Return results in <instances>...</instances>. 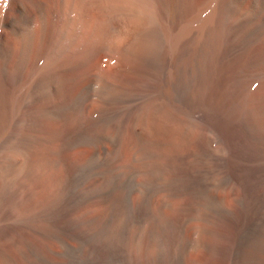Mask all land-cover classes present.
<instances>
[{"label":"bare ground","instance_id":"6f19581e","mask_svg":"<svg viewBox=\"0 0 264 264\" xmlns=\"http://www.w3.org/2000/svg\"><path fill=\"white\" fill-rule=\"evenodd\" d=\"M12 1H14L15 9L21 13L23 5H26L24 0ZM52 1L35 0V21L38 24L35 32L40 37L38 40L36 39L40 42V47L37 49L35 47L34 54L31 51L33 36H25L24 40H21L17 33L19 31V26L16 25L17 19L7 16L3 18L0 13V228L5 227L10 233V236L7 237L6 233H1L4 228L0 229V239L8 242L20 257H27V264H35V257L39 262L53 264L35 251V221L37 222L35 215L36 213L41 214L42 217L43 214L47 218L50 215L47 214L49 212H52L51 216L55 215L51 210L52 206L53 209L55 208V212L64 214L70 200L66 198L68 202L65 201L64 197L67 194L63 197L65 190L64 186L62 187L64 184L62 179L65 181L66 177L55 175L52 179L53 186L54 188L57 186L55 193L62 195L61 200L53 198L56 204L51 205L54 201L50 196L51 203L48 200L49 197L47 198L49 202L47 200L44 202L45 204L50 203L51 206L47 203L44 204L45 206L40 205L45 208L40 207L41 209L39 208L38 211L35 209V142L40 144L37 143L39 136L35 135V114L41 118L42 116L47 117L51 122L50 130L53 133L46 131L53 135L52 138L49 134L48 141H46L49 144L45 143L48 149H46L48 151L46 164L54 169L62 168L64 176H66L67 161H70L71 158L75 160L79 153L77 151L75 152L78 154L70 153L75 147L72 144V139L67 133L61 139L60 131L57 130L66 127L72 121L75 122V126L80 125L83 113L85 116L86 102L91 96L99 97L101 95L104 101L113 102L115 99H110L111 93L115 95L120 91V93L130 92L137 97L145 98L144 105H140L139 110L134 113L136 117H139L140 125H142L140 132L136 133V140L137 143H144L143 153H139L146 156L148 164L154 165V170L151 169V171L156 178V180L154 178L156 183L152 184L155 188L170 182L173 183V186L174 182L192 183L188 172L176 173L168 167L171 158L176 156L174 147L185 142L190 124L187 122L192 120L187 119V122L184 120L186 122L184 124L180 122L169 124L172 120L170 117L167 118L168 115L161 110V103L169 102L173 103L174 107L182 106L188 114L194 116L193 119L197 116L199 121L201 120L205 124V136L201 140L200 150L192 155L193 158L190 159V162L203 164L215 175L214 180H223L227 183L226 185L235 184L238 191L233 189L228 193L233 204L232 208L224 203L226 193L212 194L201 201L198 199L200 204L196 203L198 204L197 214L200 216L202 210H207L209 218L224 217L234 223V235H232L234 240L227 264H264V80L257 82V78L264 75V70L262 73H258L259 67H264V0H81L80 2L74 0L73 3L71 2L72 5L67 0H63L60 3V9L64 15V24L61 28L64 41L69 42L72 38L70 42L72 45V42H75L74 37L78 38L82 22L85 21L88 24L87 33L81 32L79 35L84 37L83 43L81 41L82 45L79 43V38L77 43L75 42V46L78 43L81 45L80 52L72 56L74 48L78 49L77 45L71 52L70 56L72 57H69L67 53V58L66 56L64 58L63 52L68 49L63 48L64 42H61L63 40L60 37L59 44L62 43L61 49L63 48V50L51 49L45 42L49 29L54 30V21H47L46 18L51 11L49 7L53 3ZM260 4L261 6L258 7ZM12 6L10 10L13 8ZM113 16L121 21L124 20L122 17L132 18L135 20L134 26L131 30H117L119 23H116L118 26L112 24L111 17ZM124 26L121 25L118 29ZM115 31L120 32L115 34ZM73 35L74 37H72ZM115 36H119V39H115L112 43L126 50L133 59L156 66L160 78L157 86L139 88L135 84V86L129 85L130 74L120 72L111 75L116 80L114 88L112 86L114 84L110 85L103 76L97 77L93 74L92 71H96L98 66L93 65L98 52L101 50L102 53L105 52L106 49L101 48H105L107 41L113 40ZM57 44L55 43V46ZM35 45L37 46V43ZM64 47H67L66 44ZM72 47L70 46V50ZM99 57L101 58V56ZM84 63L86 64L84 65ZM78 64L84 65H80L83 70H80L82 71L79 75L80 78L76 79L77 81L80 79L77 82L79 84L75 88L73 87L74 90H71V86L67 84L69 83L66 79L67 73L71 67ZM8 76L11 79V83L7 81L10 83V89L5 87ZM85 78L86 80L83 82ZM89 81L93 82V91L91 89L89 92H85L84 85ZM255 82L258 85L250 93L248 88L252 87ZM74 84L76 83L74 82ZM87 87L89 89L88 85ZM46 103L47 106L49 103L50 109H46ZM89 108L86 110L87 112ZM96 109L98 108L96 107ZM111 114L109 111L102 110L97 114H92L89 118L103 121L105 118L108 119ZM56 126L59 128L54 131ZM42 129L43 127L41 131L45 128ZM118 138L117 140H119ZM117 140L115 139L114 142H119ZM213 142H222L223 146L214 149ZM141 147L142 145L139 149H142ZM118 148H120L119 145ZM161 148L162 155L160 154ZM119 150L121 152V148ZM117 152L121 155L119 151ZM129 153L130 151L127 154ZM118 158L120 160V157ZM108 159L107 157L103 160L107 161ZM112 159H109V162H112ZM100 162L102 164L101 160ZM147 162L144 161L145 164ZM116 172L113 178L115 176L121 178L119 176L121 170ZM41 174L43 175V172ZM109 175L107 180L112 176ZM119 180L121 181V179ZM114 181L112 182L115 185ZM107 183L109 182L106 181V186L109 185ZM131 183L129 182L127 185L133 187L134 184ZM213 183V186L217 185V181ZM22 186L27 189L28 198L23 196L27 200L26 198L23 201L16 200L14 202L12 200L9 211L5 210L6 197L8 195L10 197L9 193L11 192L15 194L14 191L19 187L23 188ZM169 186L172 187L171 184ZM150 187L152 186L148 184L142 188L148 190ZM184 187L186 188V186ZM105 188L100 186L96 189L101 203H105L110 198L114 201L115 197L108 196V194L113 196L107 192L110 188ZM188 188L190 186L186 189ZM165 189L161 190L167 191L168 188ZM170 189L175 190L173 187ZM96 190L94 189V191ZM151 190L153 192L154 187ZM178 190L163 194L156 199L152 196L155 194L154 192L153 194L140 193L139 198L136 197L137 201L136 199L132 200L134 197L131 199L130 196H126L128 193H125L126 195L123 193L125 198L122 197V204L115 200L116 217H114L115 219L111 218L115 221L113 220L110 226L111 219L108 220L107 216H104L106 218L101 217L102 219L99 218V220L95 218L94 213L83 216L84 223H93L94 219L97 221L92 226L90 224L94 228L86 227L81 232L82 239L87 240V243L90 244H88L90 250L86 247L84 250L87 249L90 252L87 253L91 254V249L93 251L96 249L95 253L102 254L99 255L96 264L109 262H105V260H109L106 258L110 252H112V255H109L113 263L132 264L133 262L129 261L132 258L128 259V255L131 257V252L127 254L128 249L131 246L142 245L146 246L142 248L144 255L142 264H224L221 263L222 261L214 260L215 258L203 256L197 258L193 255V253H197L195 251L204 249V246H206L204 253L209 250L208 242L205 244L202 235L196 229L191 232L193 235L191 240L190 236L187 239L185 216L188 214V209L186 200L191 193L186 192L185 189V191ZM214 190L217 191L216 188ZM94 191L92 190V193ZM24 193L22 194L25 195ZM208 194L205 193L204 196ZM121 196L123 195L120 194ZM56 197L57 195H55ZM182 199L185 200V204L180 202ZM108 202L110 203V200ZM152 203L154 206L151 205ZM170 203L172 206H176L173 207L176 214L173 209L171 210L174 212L173 216L168 215L170 211L166 210L171 205ZM47 205L49 208L51 207L50 209L47 207L48 212L46 211ZM43 209L47 215L41 212ZM39 211L40 213H38ZM103 211L107 212V210ZM59 216L56 215L58 218ZM143 216L149 218V224L146 227H142L139 223V219ZM56 217L53 216V218ZM47 220L49 221V218L44 221ZM38 221L40 222V219ZM50 223L52 224V222ZM50 223H44V225L46 224L48 227ZM95 223H97L96 227ZM38 224L42 229V223ZM53 225L55 223L52 224L51 229H53ZM86 225L84 224L83 227ZM63 226L60 227L63 228ZM68 227L66 226L67 229H65L69 231ZM199 227H197L198 230ZM64 231L61 229V232L58 233L64 234ZM49 233L47 232L46 235ZM105 234H109V236L104 237ZM56 235L57 233L54 237ZM94 237H97L93 240L94 242L97 240L95 244L91 241ZM87 243L85 242V244ZM174 244H177V253H172L174 250L171 248ZM67 245V249L72 248ZM152 248L154 252L152 250V255H150L148 249ZM78 249H74V251ZM7 252L9 250L0 247V264H15L14 253L9 252L11 255ZM71 252L73 251H70L71 255L68 256H73L72 258L75 259ZM77 252L76 254H78ZM87 258L86 256L76 260H70V258L69 261L67 260V264H82Z\"/></svg>","mask_w":264,"mask_h":264},{"label":"rangeland","instance_id":"374dc122","mask_svg":"<svg viewBox=\"0 0 264 264\" xmlns=\"http://www.w3.org/2000/svg\"><path fill=\"white\" fill-rule=\"evenodd\" d=\"M58 1L57 0L52 1L53 2L51 4L52 6L50 5L51 8L49 7V9L51 11L46 16L47 21H51V20L54 21V30L49 29V33L45 39L46 40L45 42L48 43V47H50L51 49L54 48V50L55 49L56 50H63V48L65 50L68 49V50H66L68 52H66V51L63 52V56H64V58H65V56L67 58L68 55H69V57H72V56H74L73 54L80 52V48H81V45L83 43L84 37H80L79 35H81V32L83 34L87 33L88 24L85 21L82 22V27L78 33L79 35H77V37L79 38V43H81V41H82V43H81V45H79V43L77 44L78 49L76 47L77 45L75 46V44L78 41V38L76 37L77 39H75V37H74L75 34L72 36V37H74V40L76 42V43L74 41L72 42L74 44V45L72 44L73 47L70 43L72 41V38L69 40V42L64 41V37L61 33V28L64 24V15L60 9V3L63 2V0H61L60 2H58ZM67 1L69 4L72 5L74 0H67ZM80 1L81 0H78V2H80ZM11 3L13 4V6ZM25 3H26V5H23V7H22V9L24 11L22 10V12L19 13V11H17L14 7V1H12V0H0V13H1V17H3V18H6V16H7L9 18H14L15 20L17 19L16 25L19 26L18 27L19 31L17 33L21 37V40H24L25 36H31V35L33 36L34 41H33V48H31V51H32V54H34L36 52L35 50L37 49V47H40V42L37 41L40 37H38L37 32H35L38 28V24L35 21V5H34L35 0H30V1L24 0V4ZM57 5H58V7H57ZM11 6L13 7L11 9L12 11L10 10ZM260 6H261V4L258 5V7H260ZM54 9H55V11H54ZM14 15H15V17H14ZM111 18L113 21L112 24L114 26H118V24H116V23H119L118 28L121 25H125L124 27H122L120 29L117 28V30H120V31L121 30L122 31L129 30V29L131 30V28L134 26L135 20L132 18L128 17L129 20H127L128 18L122 17V18H124L123 21H121L119 18L114 17V16ZM86 24H87V26H86ZM126 25H128V26H126ZM119 32L115 31V34L116 33L118 34ZM71 33H73V32L71 31ZM59 37H60V39L63 40L61 42L62 43L64 42L62 49H61L62 43L59 44V40H60ZM51 38L54 40H52ZM115 39H119V36L118 37L115 36V38H113V40H110L109 42L107 41V44H106L107 47L105 46V48H101L104 50L106 49V51L103 52L104 54L102 53V50H101V52H98V56H96V59H95L94 64H93V65L96 64V66L97 65L98 66H97L96 71L95 70L92 71L93 74L97 77L103 76L108 81V83H110V85L114 84V85H112L114 88H115V81L116 80L111 75H112V73H120V72L122 74H130L128 77V80H129L128 82L130 83V84L128 83L129 85H133V86L138 85L137 87H139V88H143V86L147 87V88H153V87L157 86L160 82V78H159L156 66L148 65V64L144 63V61L142 62V61L133 59L132 56L127 54L126 50H124L123 48L121 49V47H118L114 43H112ZM36 43H37V46L35 45ZM55 43H58L59 45L57 44L55 46ZM104 43H105V41H104ZM64 44H66L67 47H64ZM70 46L72 47L71 50H70ZM35 47H36V49H35ZM74 47H76V48H74ZM73 48H74V50H73ZM72 50L74 53L72 52ZM71 52H72V56H70ZM67 53H68V55H66ZM99 56H101V58ZM85 64L86 63H84V65ZM80 65L84 66L83 64H78L76 66H73L69 69V72L67 73L66 79H67V82L69 81V83H67V84L71 86L70 87L71 90L73 89V87L75 88L76 85L79 84L77 82L80 81V79H78V81L76 79L80 78L79 75H80V72H82L80 70H83V69H81ZM263 70H264L263 66L259 67L258 73H262ZM68 78H69V80H68ZM74 78H75V81H74ZM262 79L264 80V75L263 76L261 75L259 78H257V82H260ZM85 80H86V78L84 79V81L83 80L82 81L85 82ZM7 81H10V83H11L10 77L7 78L6 82ZM74 82L76 84H74ZM257 82L253 83L252 87L250 86V88H248L250 93L253 92L254 89L257 87V85H258ZM10 83L9 82L6 83L5 87L7 86L6 87L7 89H10ZM116 84H118V83H116ZM87 85L89 86V89H88ZM90 90L93 91V82L92 81L86 82V84L84 85V91L85 92H87V91L89 92ZM111 96L112 97L110 99H113V100L115 99V101H113V102L104 101V98L101 95L99 96L101 98L96 96L97 99H95L96 98L95 96H91L85 105V116L83 113V115L81 117L82 118V123H81L82 125L81 124L79 125L76 123L77 125L75 126L74 125L75 122L72 121L69 124L67 123L68 125L66 127L61 128L60 130H57L59 128L58 126H56L54 129L52 128L54 131H56V130L60 131L59 134H61V136H60L61 139L64 137L63 135L65 133H67L73 141L72 142L73 146H75L74 147L75 149L73 148V150H71L70 153H74L75 151H77L79 153V155L75 158V160H72V158H71L70 161H67L66 176H64L65 174H64V172H63L64 170L62 168L59 169L57 167L54 169V167L51 168L49 165L46 164L47 163L46 158L48 157V151H47L48 149L45 145L49 144V142L47 143L46 141H48L47 139H48V136L50 134L49 132L47 133L46 131L51 132V130H50L51 129V125H50L51 122L47 117L42 116V118H43L42 119L41 116H37L35 114V135L39 136V137H37V143H40V144H36V142H35V149H36L35 150V184H36V186H35V209H37L36 211H38L41 208H45L43 206H45L49 201L51 203L53 198L55 200L57 198L61 200L62 195H58L55 193L57 190V186L55 188L53 186L54 182L52 179L55 175H59L60 177L61 176L66 177L65 181L62 179V183H64V184H62V187L64 186V190H65V191H63L64 192L63 197L66 196V194H67V196L64 197V199H65V201H67L66 198L70 200L66 211L63 212L64 214H62L61 212L59 214V213L55 212L56 210H54L55 208L53 209V206H52V208L50 207L51 210L54 211L53 214H55V215H53V214L52 215L56 217V215L58 214V215H60L59 218L58 217L53 218V216H51L52 212L47 213L49 211L47 209V207L50 205V203H48L49 205L46 206L47 210L46 209L45 210L47 212H44V209L41 211V212H44V215L50 214L48 217L49 221L48 220L44 221L48 218L46 216H43V214H42V217H43L42 218L41 214L36 213L37 216L35 215V220L37 219V222L35 221V225H36L35 226V228H36L35 229V251L37 253L39 252V254L43 258H45L48 262H52L53 264H67L70 258H71L70 260H76L77 258L78 259H82V257L85 258V256H86V258L87 257H89V258L85 259L82 264H96V262L99 258V255L101 256L102 254L99 253L100 252L99 250H98L99 254L95 253L97 251L96 249L94 251H93V249H91V254H88V253H90V252H88V250H90V246H89L90 244L87 243L88 242L87 240L84 241L82 239L81 232L84 231V229H86V227L94 228L91 226L94 225V222H97V221H96V219H94L93 223H91V222H88L89 224L87 222L84 223L85 221L83 222V219H82L83 216H87L90 213L93 215V213H94L95 218H97V220H99V218H101V217L103 218L104 216H107L108 220H109V218L111 219V218L116 217L115 212L117 209L114 205L115 200H117V202H119V203L121 202L120 204H122V197L125 198L124 197L126 195L125 193H128L126 196H130L131 199L134 197L132 200L136 199V201H137L138 200L137 198H139L140 193L153 194V192H154L155 194H153L152 196H153V198L156 199V198L161 197L163 194L177 191V189H179L178 191H183L185 189L186 192L191 193L190 195H188L189 196L188 200H186V207L188 209V211H187L188 214H186V216H185L186 217L185 218L186 236L188 235L187 239L190 236L189 238L191 240V238L193 237L191 232H193L192 231L193 229H196V231L202 235L205 244L208 242L209 250H207V251L210 252V253L209 252L207 253V251H206L204 253V250L206 247V246H204V249L202 248V250L195 251L197 253L196 254L193 253V255H195L197 258H200L201 256L206 257V258L211 257L212 259L215 258L214 260H217V261L219 260V261H222L221 263L227 264L229 256H230L229 253L231 251V247H232L233 240H234V236H232V235H234V223L231 220L224 218V217L209 218L207 210H206L207 212L202 210V212H200V216H199L197 214L198 213L197 208H198V204H200L201 200H205L209 197V195L218 194L219 192H221L219 194H225L226 193L224 195L225 196L224 197V203L226 205H228V207L232 208L233 204H232V201H231L228 193L233 189L238 191V187L235 184L226 185L227 183L223 180H222L223 183H222V181L214 180L215 175L213 173H211L203 164H201V163L194 164V162H190V159L193 158L192 155L196 151L200 150L201 140L205 136V130H204L205 124L201 120L199 121V118L197 116H195L196 118L193 119L194 116H192L191 114H188L182 106L181 107H174L173 103H169V102H166L165 104L161 103V107H160L161 110L164 111L166 113V115H168L167 118L170 117L172 120L169 122V124L172 122H177V123L180 122V123L184 124L187 122V119L192 120V121L190 120L191 122H189V120L187 122V124L188 123H190V124H189V126L187 125L188 129L186 128L188 131L186 133L187 135L185 136L186 137L185 142L178 145L177 147H174L175 152L174 151L173 152L176 153V156H175V158L173 157L174 159L171 158L170 164L168 165L169 169L172 172H176V173L180 172V171L188 172L190 177H191L192 183L188 184V182H187L184 184L183 182L182 183L181 182H174L176 185L174 184V186H173V183L170 182L167 185H162V186H158L155 188V186L152 184H154V182L156 183V181H155L156 178H155V174L151 171V169H153L154 165L148 164V162H147L148 160H147L146 156L143 154L146 158L145 159L143 157V155H141V153H143L142 151L144 150V146H143L144 143H142V144H141V142L137 143V140H136L137 134L140 132L142 125H140L141 121H140L139 117H136V114H134V113L137 110H139V108L141 107L140 105H144V102H146L145 98H143L141 96L137 97V95H134L130 92L120 93V91H118V93H115V95H114V93H111ZM162 101H163V99H162ZM93 104L95 105V107ZM35 106H36V103H35ZM90 106H91V108H89ZM45 107H47L46 109L51 108L49 103H48V106L46 103ZM96 107L98 109H96ZM88 108H89V110L87 112L86 110ZM102 110H106V111L111 112L112 113L111 116L108 117V119L105 118L103 121H100V119L94 120V119L89 118L92 116V114L93 115L97 114L98 112H100ZM87 113H88V116H87ZM38 117H40V118L38 119ZM197 118H198V120H197ZM194 120H197V121H194ZM96 121H98V122H96ZM41 123H43L42 126H41ZM190 125L192 128L190 127ZM42 127H43V129L45 128L44 130L42 129L43 131H41ZM51 133H53V132H51ZM117 134H118V136H116ZM50 135L53 138V135L52 134H50ZM36 136H35V141H36ZM40 136H42V137H40ZM117 137H119L118 138L119 140H117ZM115 139L119 142L115 143L114 142ZM38 140H39V142H38ZM41 142L44 146L41 144ZM130 142H131V144H129ZM117 143H120V144H117ZM118 145L121 148V152L119 150L120 148H118ZM141 145H142V147H141L142 149H139ZM181 145H183L184 147ZM179 146H181L183 148H181ZM222 146H223L222 142H213L212 143V147L214 149H219ZM188 147H190V148H188ZM117 148H118V150H117ZM117 151H119V153H121L122 156L120 154H118ZM122 151L124 154L122 153ZM129 151H130V153L127 154ZM77 152H75L74 154H78ZM139 152H141V153H139ZM37 153H38V155H36ZM162 153H163V151L161 148L160 154L162 155ZM40 156H42V157H40ZM123 156H125V157H123ZM134 156L135 157L137 156V158H135ZM39 157H40V159H39ZM107 157L110 160L113 158L112 162L111 161L109 162V159L107 161L103 160V159H106ZM118 157H120V160ZM141 157L143 158V160ZM117 158H118V160H117ZM126 159H127V161H125ZM100 160L102 161L103 165L101 164ZM144 161H146L147 163L145 164ZM96 163H97V165H96ZM159 168H161V166H159ZM119 169L121 170L120 174H122V175L119 174V176H121V178H119L117 176H115V178H113L115 173H117L116 171H118ZM104 170H105V172H104ZM107 170H109V171L107 172ZM161 170H162V168H161ZM42 172H43V175L41 174ZM61 172L63 175L61 174ZM129 173H131V174L128 176L127 174H129ZM109 174H111L112 176ZM108 175L111 176V177H109V180H107ZM44 176H45V178H44ZM130 177H132V178H130ZM154 178H155V180H154ZM113 179H116V180L114 181ZM119 179H121V181ZM111 180L114 181V183L116 182L117 185H116V183L114 185ZM103 181H105V182H103ZM106 181L109 182V183H107V185L109 184L108 186H106ZM215 181H217V185L213 186L212 183ZM52 182H53V184H52ZM129 182L130 183L133 182L131 184H134V186L132 185L133 187H131V186L129 187V185H127V184H129ZM110 183H112L111 187L113 185L112 188L110 187ZM118 183H119V186H118ZM179 183H181V185H179ZM120 184H122V185H120ZM148 184L152 187H150L148 190H145L144 188H142L143 186L148 185ZM170 184L172 185L173 188H175V190L170 189V188H172L169 186ZM222 184H223V186H222ZM219 185H221V186H219ZM100 186H103V188H105V187H108V189L110 188V190H107V192L111 193V195H113V196H110V194H108V196L112 197V198L115 197L114 201H113V199L110 198V199H107L105 201V203H101L102 202V201H100L101 198L99 197L98 193H96L97 192L96 189ZM176 186H178L179 188ZM184 186H186V188L190 186V188L186 189ZM218 186L220 189L217 188ZM44 187H46V188H44ZM153 187H154V190L152 192L151 189ZM183 187H184V189H183ZM23 188H25V187H23ZM23 188L19 187L16 190L17 192L14 191L15 194H13V192L9 193V194H11L10 197L8 195L9 199H8V197H6V199H5V204H4L5 210L7 209L9 211L10 205L12 204L13 201L14 202L16 200H22L23 201V199L26 198L23 196H27V198H28L27 189L26 188L23 189ZM158 188H160V189H158ZM163 188H164V190H166L165 188H168L167 189L168 192L161 190ZM215 188L217 189V191L214 190ZM94 189L96 191H94ZM169 189H170V191H169ZM19 190H22V191L19 192ZM25 190L27 193L25 192ZM62 190H63V188H62ZM92 190L95 193L94 192L92 193ZM141 190H142V192H141ZM18 192L20 193V195ZM21 192L22 193L25 192L24 193L25 195H23ZM54 193H55V195H57L56 198H55ZM130 193H131V195H130ZM205 193L206 194L209 193V194L207 196H204ZM46 194H48V195H46ZM120 194L123 196L120 197ZM13 195H14V197H13ZM50 196H52L51 200H49L51 198ZM27 198H26V200H27ZM47 198L49 201L47 200ZM54 199H53V201H54ZM44 200H47L48 202L46 201L47 203L45 204ZM109 200H110V203L108 202ZM181 201L185 204V202H184L185 200L183 201V199H182V200H180V202ZM197 202H198V204H196ZM55 204L56 203L54 201L53 204H51V205H55ZM153 204L154 203H152L151 205L154 206ZM40 205H43V206H40ZM169 206L166 210L170 211V212H168L170 214H168L167 212H165V213L170 215V216H173V214L175 212L174 211L175 208H173V207H176V206L175 205L172 206V204ZM172 209L174 212L171 211ZM103 210H105V211L107 210V212H105V213H108L109 211H110V213H108L106 215ZM84 212L85 213L88 212V213L85 214ZM38 213H40V211ZM45 213H47V214H45ZM175 214H176V212H175ZM61 215H63V216H61ZM112 215H114V216L112 217ZM90 217H94V216H90ZM104 218H106V217H104ZM38 219H40V222L38 221ZM114 219H111L109 221L110 222L109 226L113 222ZM148 219L149 218L147 216H143V218L141 217L139 219V223L142 225V227L143 226L146 227V225L149 224ZM48 222L49 223L52 222V224L55 223V225H53L52 228L55 229L58 226L59 230H58V228H56L58 231L56 229L55 230L51 229L50 228L52 226L51 223H50V225H48V227H49L48 228L46 225V224H48ZM38 223H42L41 224L43 227L42 229H44L45 232H44V230L42 231L41 226ZM44 223H46L45 224L46 228H45ZM84 224H87V225L83 227ZM90 224H91V226H90ZM96 224L97 223H95V227H96ZM59 225L61 227L63 225L69 226L68 227L69 231L66 230L67 229L66 226H65L66 229L64 228V226H63V228H64L63 229ZM197 227H199V230L197 229ZM2 228H4V229L2 230ZM0 229L2 230L1 233H6L7 237L10 236L9 231L6 230L5 227H1ZM46 229H48L47 230L48 233H49V229H50V233L47 235H46V233H47ZM61 229H62V231L65 230L64 234L62 233L63 236H62V234L58 233V232H61ZM51 231H52V233H51ZM54 231H55V234L57 233L56 237H54V235H55ZM66 231H68L69 233ZM202 232H204V233H202ZM50 234H53V235L50 236ZM59 234L61 237L58 236ZM68 234H70V235L68 236ZM46 236L47 237L49 236V237L47 238ZM108 236H109V234L108 235L105 234L104 237H108ZM96 238L95 237L92 238L91 241L95 240ZM62 240H63V242H62ZM96 241L95 242L93 241L94 242L93 244H95ZM85 242L87 244H85ZM79 244H80V246H79ZM66 245L72 246V248H74V249L79 248L77 250L78 252L76 250L74 251V249L72 250V248H70L71 250L67 249ZM176 245L177 244H174L173 247L171 248L174 250V251L171 250V251H173L172 253H177L178 249L176 248ZM0 247H2V249H4V250H7V251L9 250V252H11L12 254L14 253L13 259L16 260V261L14 260L15 264L17 262L19 264H23L24 262H25L24 264H27V257H25V256H24L25 258L22 256L20 257L19 254L16 253L12 249V246H10V244L8 242H6L5 240L0 239ZM85 247L88 250L86 249V251H85L84 250ZM143 247H146V246H144V245L139 246V247L131 246V248L128 249L127 254L131 252L130 253L131 257H129V255H128V259L132 258V259H129V261L131 263L133 262L132 264H142V259L144 256L143 255V249H142ZM153 248L148 249V252L150 253V255H152ZM70 251L74 252V253L73 252H71V253H72V255L75 256V259L72 258L73 256H68V255H71ZM9 252H7V253H9ZM68 252H69V254H68ZM76 252L80 255L78 256V254H76ZM153 252H154V250H153ZM11 253H9V254H11ZM16 254H17V256H16ZM109 254L112 255V252H110ZM109 254L107 255V258H106L109 260H105V262L109 261L110 263L107 262L105 264H122V262L121 263H117V262L113 263V261H111V259H110ZM93 255L96 257V259ZM28 257H29V254H28ZM226 259H227V261H226ZM28 260H29V258H28ZM139 261H140V263H139ZM41 263H42V261L39 262L38 260H36V257H35V264H41ZM42 264H47V263L43 262Z\"/></svg>","mask_w":264,"mask_h":264}]
</instances>
